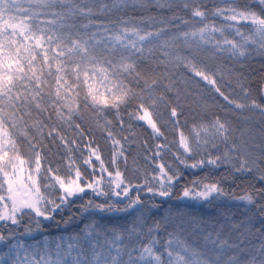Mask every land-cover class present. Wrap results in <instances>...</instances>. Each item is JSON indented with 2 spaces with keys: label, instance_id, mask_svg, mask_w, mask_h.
Returning <instances> with one entry per match:
<instances>
[{
  "label": "snow or ice",
  "instance_id": "snow-or-ice-1",
  "mask_svg": "<svg viewBox=\"0 0 264 264\" xmlns=\"http://www.w3.org/2000/svg\"><path fill=\"white\" fill-rule=\"evenodd\" d=\"M216 2L217 6L208 9L203 0H0V190L6 186L7 191L6 196L0 195V264H264V126L257 142L250 130L236 136L232 122L220 115L213 114L210 119L202 116L187 132L179 121L182 99L187 101L192 94L190 86L204 91L202 83L222 97L233 114L245 123L251 117L242 116L244 111L258 113L264 121V104L249 99L251 92L244 82L236 79L243 99H232L222 90L220 81L225 75L222 69L214 70L202 59L205 53L212 58L226 53L230 58L240 59L249 54V48L264 55V0H247L243 5L238 0ZM151 7L160 10L182 7L193 19L174 15L170 20L191 24L190 29L168 35L169 21L158 20L156 16L138 20L121 17L108 22L94 19L129 8ZM209 17L221 18L223 24H209L206 22ZM157 23L163 27L155 30L144 27L146 24L152 28ZM196 23L202 26L197 27ZM242 26L250 31L242 32ZM233 29L240 38L238 41L227 38L226 32ZM146 60L163 65L165 71H141L139 64ZM181 67L191 75L181 76L178 81L169 69ZM84 86L87 92L83 95V107L93 111L97 126L106 130L112 142L114 172L109 171L99 148L91 142L81 151L79 159L72 155L70 143L77 141L69 142L57 127V124L74 127L83 136L75 118H83ZM132 101L135 107L128 113L130 119L143 122L154 137L163 136L161 108L168 112L177 133L176 159L184 167L225 166L231 169L228 175L248 174L253 178L251 188L234 198L244 206L242 219L233 221L225 217L218 228L203 235L200 247L186 243L178 231L168 232V239L161 244L156 234L168 224L167 216L145 228L139 193L171 197L180 172L173 170L172 165L156 163L158 172L145 173L141 184L133 185L125 179L118 167L121 157L127 162L124 147L111 130L112 121L104 120L103 124L100 121L105 110L111 109L123 127L121 107ZM193 102L207 116L209 105L200 104L199 98ZM53 117L55 123H46ZM128 127L134 135L131 124ZM45 135L54 141L59 139L68 153L63 174L60 167L43 168ZM21 138L33 154L34 167L32 158L26 159L20 153ZM156 148L153 155L159 158L168 146ZM82 166L91 168L90 179ZM133 190L137 192L135 197L130 195ZM86 191L101 201L88 200L81 206L82 213L133 215L128 227H107L93 221L78 233L57 240L45 237L42 242L27 244L20 238L39 230L41 219L52 220L73 198ZM225 195L219 181L201 180L192 181V186H186L182 193L184 198L209 203ZM26 217L29 224L24 225L23 233H17ZM185 223L181 217L176 229L184 230ZM187 223L194 232L204 231L196 223Z\"/></svg>",
  "mask_w": 264,
  "mask_h": 264
},
{
  "label": "trees",
  "instance_id": "trees-1",
  "mask_svg": "<svg viewBox=\"0 0 264 264\" xmlns=\"http://www.w3.org/2000/svg\"><path fill=\"white\" fill-rule=\"evenodd\" d=\"M247 0H238L240 5L246 3ZM204 5L208 9H212L217 6L216 0H203ZM223 6V5H219ZM179 16L185 20H192L191 13L181 8H174L172 10L163 9L160 10L156 7H151L146 10L139 9H125L120 13H114L110 16H97L94 17L96 20L103 22L115 21L119 18L132 17L134 19H140L146 16H156L157 19H164L169 21L168 35L174 34L177 30L185 31L189 30L191 24L185 25L181 23V20H170L172 16ZM199 21V18H195ZM209 24L215 23L217 25L223 24L221 18L209 17ZM44 26V25H41ZM197 27H200L199 23H196ZM146 30H155L156 28L163 27V25L157 23L148 28L144 25ZM241 31L248 33L249 27L242 26ZM217 38H220L219 33L215 34ZM228 39L235 38L237 41L240 39L236 36L234 29L226 32ZM167 38V37H165ZM119 57V53H116V58ZM42 59V57H41ZM205 63H208L215 70L217 67L221 68L224 72V79L221 80L222 90L226 95H229L234 100H242L241 90L236 86V79L239 78L250 90L251 96L249 99H256L259 103L264 104V55L259 54L255 49L249 48V54L240 59L230 58L226 53L224 55H217L215 58L210 57L207 53L202 57ZM139 68L143 72L155 71L156 73H163L165 68L163 65H157L152 60L141 61ZM170 72L174 73V78L179 81L181 76L187 77L191 73L185 68L169 69ZM102 78V77H101ZM83 79V77L81 78ZM219 79V77H218ZM135 86V85H133ZM183 88V85H180ZM200 88L190 86L191 95H188L187 101L182 99V115L179 118L180 126L187 132L191 129L194 122L199 121L202 116L205 119H210L211 116L220 115L229 119L233 127L236 129V136L240 135L241 131L250 130L251 134L256 136L257 142L260 140V131L264 126V121L261 120L258 113H249L244 111L242 116L251 117V119L245 123L240 116L234 115L232 108L223 100L222 97L217 95L215 92L209 91L207 86L201 84ZM87 92V87L81 88V110L83 118L76 117L75 123H79L81 128L80 132H83V136L73 128H69L67 125L57 124L62 135L66 136L68 141L76 140L77 144H71L70 147L73 149L72 155L78 159L81 156V151L85 149V146L91 142L94 147H98L103 159L106 162V166L109 171H115L111 164L113 155V145L107 138V132L103 127H98L96 124V116L91 109L85 110L83 107V95ZM199 98V103H207L209 105L208 114L204 116L201 112L200 107L194 103V99ZM135 107V101L130 102L127 106L121 107V115L124 120V126L121 127L119 120L116 119L114 110L106 109L100 123L103 124L104 120H111V130L116 134L117 138L120 139L121 144L124 147V155L127 157L125 163L124 157H121L118 161L119 170L123 173L125 179L130 181L133 185L141 184L144 179L145 173L157 171L155 168L156 163H165L172 165L173 170L178 169L180 172V179L173 186L172 195L169 198L161 197H150L144 191L139 194L141 196L145 215V228L151 226L156 221L163 220L164 217H169V222L166 226L162 227L161 230L156 234L161 244L168 239V232L178 231L181 239L186 243L195 247H200L203 244V235L207 234L208 231H213L214 227H218L221 223L225 222V217H230L233 221H239L243 218V205L240 201H236L234 198L242 196L247 190H249L255 181L248 174H232L230 167L221 166L216 168L214 166L206 165L202 168L192 169L186 168L176 159V153L178 150V144L175 143L177 140V133L173 130V124L169 121L168 112L161 108L163 115L160 117V128L163 132V136L154 137L152 130L147 127L143 122L130 119L128 113L133 111ZM49 125L55 123V117L52 120H46ZM131 124V133L128 125ZM34 134V133H33ZM125 137H129L125 140ZM167 145V150H162L159 158L154 157V153L157 151V145ZM20 153L26 159L32 158L34 167V157L29 149L26 141L21 138L19 145ZM223 148L221 147V151ZM182 153V149L179 150ZM66 152L59 139L55 141L48 138L45 135L44 143L42 146V156L45 159L43 168L51 166L53 168L60 167L61 174L65 171L64 160L66 158ZM215 154V153H213ZM86 155V153H85ZM152 159H149V158ZM197 159L200 157L197 156ZM188 163H192V159L189 158ZM26 170L27 165L25 166ZM82 170L86 174V178H91L92 170L87 166H82ZM97 175L99 173L97 172ZM43 172L41 174V183H44L42 179ZM227 176V178H225ZM107 174L105 173V180H107ZM201 180L204 183L219 181L221 186L225 189L226 195L222 197V200H213L211 203L205 202L195 205L191 203L189 198H184L182 193L186 186H192V181ZM257 187L260 185L257 184ZM197 190H199L197 186ZM5 190H0V195H4ZM132 197L137 195L135 190L130 192ZM115 199V197H110ZM88 200H95L100 202L101 198L95 197L91 191H86L81 194V197L72 199V202L60 212H57L52 220L41 219V225L39 230H34L29 236L20 237L27 244H35L42 242L45 237L49 241L57 240L60 237H68L78 233L84 228L86 224L92 223L93 221L105 225L107 227H117L124 229L128 227L133 215H127L122 213L117 214H93L92 212H81V206ZM126 202V201H125ZM155 204V207H153ZM123 207V204L120 205ZM69 223H65L69 220ZM186 222L184 230L176 229V224L179 223L180 218ZM193 222L199 225L204 231L194 232L191 225L187 222ZM29 224L27 217L23 220L22 225L17 229V233L24 232V225ZM2 227V225H0ZM35 229V225H32ZM6 231V229H5ZM224 234H228V229H224ZM147 242L146 240L144 241Z\"/></svg>",
  "mask_w": 264,
  "mask_h": 264
},
{
  "label": "rangeland",
  "instance_id": "rangeland-1",
  "mask_svg": "<svg viewBox=\"0 0 264 264\" xmlns=\"http://www.w3.org/2000/svg\"><path fill=\"white\" fill-rule=\"evenodd\" d=\"M25 175H27L28 174V171L26 170V168H25V173H24ZM0 183H2V177H0ZM4 190H5V196L7 195V191H6V186H5V188H4ZM219 200H222V198H220ZM191 203H193V204H195V205H199L200 203H204V201H202V200H195V199H190L189 200ZM236 201H239L238 199H236ZM218 227H219V225H218ZM217 227V228H218ZM216 227H214V229H215Z\"/></svg>",
  "mask_w": 264,
  "mask_h": 264
}]
</instances>
